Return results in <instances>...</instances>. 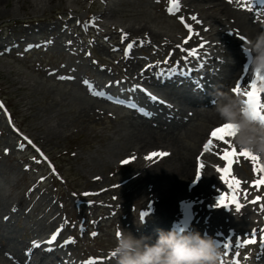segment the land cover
<instances>
[{
    "label": "rangeland",
    "instance_id": "374dc122",
    "mask_svg": "<svg viewBox=\"0 0 264 264\" xmlns=\"http://www.w3.org/2000/svg\"><path fill=\"white\" fill-rule=\"evenodd\" d=\"M105 1L78 0L76 1L78 6L69 13L62 0H52L48 6L37 10L31 8L32 0H18L15 6L14 0H0V105L3 106L0 107V162L5 165L3 168L6 170L0 172V192L3 194L5 187L9 186L10 190L7 194L21 197L20 202H17L18 206L27 203L31 212L37 216L45 215L46 218L56 214L64 225L60 236L71 237L74 240V243L65 246L69 249V253L77 254L81 259L96 256L93 258L95 264H106L104 259L111 256V249L116 243V233L120 229L130 232V224L143 223H138L142 220L141 213L154 199V192L150 193L144 186L150 180L148 173L143 175L139 173V166L133 161L129 164L121 163L125 160L121 153L124 145L120 152L112 154V162H107L105 159L104 163L100 161L108 152L105 148L112 140L119 139V135L123 133L128 135L129 132L126 131L134 129L131 123H134L135 119H143V114L136 116L137 111L132 109L133 103L129 105L105 100L106 98L100 93L115 90L127 100L135 101V95H139L145 101L142 92H137L138 86L143 87V81L134 83L135 89L131 86L121 87L118 90L113 88V85L120 84L127 78H134L136 75L132 72V67L127 65V58L123 53L128 39L132 44L131 50L139 54L135 70L138 66L146 68L145 66L148 65L144 57L147 45L143 44L142 39L136 43L137 35L144 34L146 28L136 30L137 35L133 30L121 32L117 30V24L105 23L102 19L94 17L104 9ZM147 1L133 0L130 6L120 4L111 17L122 21H127L129 17V20L138 26L133 19L136 18L140 22L145 12L157 20L162 19L164 25L168 22L175 23L183 35L188 33L184 23H187L185 20L190 16L189 14L182 16L181 13L176 15L177 12L170 14L167 11L170 0H149L151 2L146 3ZM150 6L152 11L149 10ZM138 12L139 15L125 16ZM75 13L77 15L74 16ZM58 16L63 18L65 24L58 40L66 43H57L54 47L38 43L48 36L49 32L58 33L56 29L60 26L58 24H61ZM180 16L186 18L184 23H181ZM163 19L167 21L163 22ZM187 24L191 25V23ZM70 34L74 35V40H71ZM124 34L128 35L122 38ZM176 40L180 41L179 38ZM78 43L82 45V51L79 55H71L68 50L73 49ZM165 54L166 52L162 56L155 55L156 60L165 61L166 57H163ZM76 69L81 72V78H73ZM101 70H104L102 74ZM90 77H96L104 86L99 88V93H94L92 87L95 86L90 83ZM86 81L91 85H86ZM157 86L162 94L174 96L176 86L172 83ZM177 95L180 97V94ZM178 96L176 99L180 100ZM83 103L86 104L85 110H81L80 116L77 117L78 106ZM99 109L105 112L98 117L93 112ZM131 114H135V117ZM202 120L203 118L197 117L190 123L195 126L204 122ZM8 122H11L16 132L9 130ZM212 125L214 123H206L203 135H206ZM114 134L117 136L116 139ZM183 139L186 143H192L190 139ZM226 139L239 151L240 148L233 143L232 137ZM217 142L219 150L228 147L222 141ZM201 146L203 147L202 144ZM217 149L210 151L221 161L215 166L222 167L224 161L219 158ZM114 159L118 162H114ZM199 160L213 164L207 159ZM235 160L232 171L237 172L240 166V176L243 174L249 180L245 185L241 183L240 193L248 191L243 188L251 184L249 198L261 197L257 205L249 203V198L244 202L239 200L244 207L247 206L245 210L250 211V215L252 209L257 211L256 222L253 225L244 222L245 216L242 214L244 211L241 210L235 215L222 213L221 216L218 215L219 217L213 219V222L207 224L205 221L212 219L213 216H208L205 212L201 214L197 212L196 219L188 225V231H198L201 235L211 236L222 243L227 241L223 237L224 234H233L232 241L233 238L240 239L238 236L242 235L240 240L243 241L247 238L243 237L244 235H250L251 228L257 229V235L260 234L259 229H264V211L261 210V205H264V185L259 189L252 186V181L258 178L260 173H253L250 160L241 156L236 157ZM89 163H92L95 174L99 175V182L91 181V174L86 171ZM209 170V167H203L206 174L217 171L214 167ZM214 179L217 181L219 178L214 177ZM182 181L188 186L193 184L188 177H183ZM193 188L198 191L201 189L200 185ZM198 191L193 192L195 195H188L197 198L200 196ZM217 192L218 190H214L215 194L209 197L218 196ZM43 198L46 201L41 202ZM250 205H255L256 208ZM7 206L8 204L4 208L0 206V213L7 210ZM148 218L162 220L155 211L143 216V219ZM16 223L22 225L23 219L19 217ZM50 227L49 223L41 234ZM160 230L168 231L166 228ZM93 232L96 233L95 236L91 235ZM219 233L220 236L217 235ZM16 235L12 232L7 233L4 228L0 230V242L4 243V254L0 252V264H13L14 261L6 256L5 252L18 255L21 253L19 249L25 248H22L19 240L22 238L24 241L31 240L30 233H27L26 229L18 232L17 238ZM157 235L158 232L151 239H155ZM6 236L10 238L6 240ZM256 241L255 244L244 247L235 246L229 254L235 253L241 264H264V250L260 248V241ZM65 247L62 250L63 255L68 253ZM57 253L58 250L53 248V252L49 253L47 258H52L57 263L59 260L55 257ZM230 258L228 255L225 257L228 261H231ZM64 263L68 264V262Z\"/></svg>",
    "mask_w": 264,
    "mask_h": 264
},
{
    "label": "bare ground",
    "instance_id": "6f19581e",
    "mask_svg": "<svg viewBox=\"0 0 264 264\" xmlns=\"http://www.w3.org/2000/svg\"><path fill=\"white\" fill-rule=\"evenodd\" d=\"M62 1L65 2L66 9L69 13L78 6L76 3L78 0ZM141 1L144 2V0ZM17 2L18 0H14V6ZM32 2L33 7L31 8L37 10L48 6L52 0H32ZM150 2L151 1L148 0L146 3ZM132 3L133 0H106L104 2V9L94 16L102 19L105 23L113 22L117 24V30L121 32L133 30L137 35L136 30L143 27L146 28L144 34L139 33L137 35L138 39H136V43L142 39L143 44L147 45L146 56H143L146 57V61L148 62L146 63L148 64L145 66L146 68L138 66V69L135 70V63L138 62L139 54L131 49L128 50L127 54L125 53V49L130 44L128 39L123 53L127 58V65L132 67V72L136 75L134 78H127L120 84L113 85V88L118 90L121 87L126 88L131 86L132 89H135L136 86L134 83L143 81V89L141 86H138L137 92H142L145 101L140 98L139 95H135V101L131 100V103H133L132 109L137 111L136 116L143 114V119L139 118L140 120H138L134 118V123L131 121V124L134 125V129H128V131H126L129 132L128 135L123 133V135H119V139H116L117 136L114 134L115 137H113L116 140H112L110 145L105 148V151L108 149V152L106 155H103L105 157L101 158L100 161L101 163L106 161L112 162V154L120 152L124 145L121 152L124 158L128 159L135 157V159L131 161L139 166L138 172L142 173V175L148 173L147 176L150 180H148L144 186L150 193L154 192V199L147 208L144 207L142 212L145 216L155 211V213H158L162 217V220L158 221L150 218L142 219L141 221L143 223L138 225L130 224V233L135 237H149V242L151 243L156 239L152 240L151 237L157 234L160 228L188 231V225L196 219L197 212L199 214L205 212L208 216H213L212 219L205 221L207 224L213 222V219L221 216L222 213L236 214L235 207L225 208L223 206H213L217 196L211 198L209 195L215 194L213 193L214 190H218L217 193L220 191H227V186L221 181L219 172L210 171L213 167L217 168L215 164L221 161H219L218 157L214 156L213 152H204L201 144L204 145L209 138V131L206 135H203L204 127L207 122L214 123V125H212L213 128L223 123L212 107V93L215 91H230L233 95L240 96L242 100H245L246 96L237 95L232 92V88L236 86L238 80L240 81L242 93L251 90L249 85L251 83L250 78L252 76V70L249 68L250 64L242 48L246 45L247 41L254 40L259 33L264 32V0H256V3L253 2V0H231V3L229 0H179V10L175 11L177 12L176 15H179V13H181V16L183 14H189L190 16L186 17L187 20H185V17H183V19L185 22L191 23V28L194 29L191 32L188 31V33H185L186 36L183 35L182 31L179 32L178 26H176L175 23L168 22L169 24L165 23L166 25H164L162 24V19L158 18L157 20V18L145 12L140 22L136 18L133 19L138 26L134 25V23L129 20V17L127 21H122L121 19L115 20L111 17V14L118 10L120 4L130 6ZM156 4H158V2ZM149 10L152 11V6H150ZM139 14V12L137 14L129 13L125 16ZM73 15L75 16L77 13ZM193 16L197 17L199 23L191 19ZM58 19L59 22H61V24H58V26L60 25L59 28L56 27L58 33L49 32L48 36L42 38L38 43H44L51 47H54L57 43H66L58 40L59 34L63 33V26H65L63 18L58 16ZM164 21L166 22L167 20L163 19V22ZM70 35L71 40H74V35ZM65 36L67 35L65 34ZM241 36L245 38L243 41L240 39ZM178 38L180 41L176 40ZM185 39H188L187 44L184 43ZM69 43L70 42H68V44ZM201 44H204L203 48L200 47ZM177 45L180 47H177ZM167 49L168 51H166ZM190 49H196L198 55L195 57L188 56L187 50ZM68 51L71 55H79L82 51V45L78 43L73 49H69ZM165 52L166 54L163 57H166V62L156 60L155 55L162 56ZM248 55L250 56L251 53L249 52ZM245 65H247V70H245ZM102 72H104V70H101L100 73L102 74ZM74 74L73 78H81V72H79V70ZM90 83L92 86H95V88L92 87L94 93H99V88L104 87L96 77H90ZM171 83L176 86L174 96L162 94L157 86L159 84L169 85ZM260 83V81H257V87L260 86ZM91 84L86 83V85ZM106 88L110 89L109 87ZM100 93L110 101H114L110 97L117 98L118 100L116 101L125 99L123 98L124 95L122 97V95L117 94L115 90L111 92L101 91ZM177 93L180 94V97ZM153 96L157 99L153 100L151 98ZM177 96L180 100L176 99ZM260 99L261 103H264V92L260 94ZM85 105L86 104L83 103L78 106L77 117L80 116L81 110H85ZM88 112L90 111L88 110ZM104 112L105 110L99 109L97 112H93V114L99 117ZM126 116L123 117L126 118ZM131 116L135 117V114H131ZM197 117L203 118L202 121L204 122L195 126H193V124L191 125L190 122ZM180 128L182 131H180ZM116 129L120 131V129ZM183 138L190 139L192 143H186ZM216 142V140L213 141L211 150H216L218 148L216 145L218 142ZM154 151H164L169 153V155L155 160H146L145 157L147 154ZM194 154L195 158H193ZM197 157L199 159H207L213 163L211 164L210 162L199 160V163H202L207 168L209 167L211 173L206 174L202 168L200 178L196 180L195 183L188 186L182 179L183 177H188L193 181L198 164ZM259 158V162L264 164V159L260 156ZM104 159L106 161H104ZM116 161L117 159H114V162ZM14 166L15 165H13V168ZM3 167H5V165L0 162V172L6 171ZM239 170H241L240 166ZM239 170L237 172L232 171V173L238 175L236 177L239 180L241 179L242 185L249 183L247 177L245 178L243 174H241L242 177L240 176ZM86 171L91 174L90 179L92 182L100 180L99 175L95 174L92 163L88 164ZM214 177L219 178L217 180L218 182ZM213 183L214 185H212ZM197 185L201 187L199 191L193 188ZM243 189H248V191H246V197L245 192L241 191L242 193L239 194V200L241 202L249 198L251 184ZM4 190L5 192L3 194L0 192V206L3 208L6 204H8V206L7 210L0 213V230L4 228L7 233H16L17 238L18 232H22L26 229V232L30 233L29 237L31 238V240L28 241H24L23 238L19 240L22 248L25 247L29 250L26 253H18V255L14 257L15 261L13 264H38L40 262H43V264H65L64 262H68V264H84V262L88 261L90 258L93 259L96 257L92 256L81 259L79 255L69 253V249L65 247L67 244H64V241L69 237L60 236L61 231L63 232L64 230V225L56 214H52L48 218H46L45 215L37 216L28 209L27 203H24V198H22L24 204H20V206L17 205L21 197L11 195L10 193L7 194V191L10 190L9 186H6ZM195 191H198V193L200 192V196L193 198L188 195H195V193H193ZM252 197L253 196L249 198L250 201L257 196L253 199ZM45 198H43L41 202L46 201ZM110 205L114 206V204ZM255 205H250V207L256 208ZM246 207L242 208L244 211L242 214L245 216L243 221L253 225L256 222L257 211L250 208L252 209V215H250V211L245 210ZM19 217L23 219L22 225H17L16 223ZM49 223L51 229L49 228L46 234H44V232L39 235L43 232V228L49 225ZM62 225L63 227L61 228ZM58 228H61V231L57 239L53 242L54 245H50L58 250L55 257L59 260L55 263L52 258H47L48 254L53 252V248L49 247L46 241ZM217 235L220 236L221 234L219 233ZM229 235L232 236L233 234ZM260 235L261 233L259 235L256 234V240L260 241ZM243 237L250 238V235H244ZM9 238L10 236H6V240ZM238 238L242 239V235L238 236ZM235 240L236 238H233L232 247L229 249H224L221 242H216L224 257H222L220 264H235V261H238L235 253L230 258L231 261L225 259L227 256L225 253L235 249ZM33 241L39 242L40 246L33 247ZM3 245L4 243L0 242V252L2 251V254H4ZM41 245L45 246L42 248ZM221 245L222 247H220ZM64 247L67 249V255H63L62 250ZM35 248H38L40 253L34 252L36 251ZM20 251H22V249H19V252ZM104 262H106V264H115L112 255L105 257ZM239 264L241 263L239 262Z\"/></svg>",
    "mask_w": 264,
    "mask_h": 264
},
{
    "label": "clouds",
    "instance_id": "9594fccd",
    "mask_svg": "<svg viewBox=\"0 0 264 264\" xmlns=\"http://www.w3.org/2000/svg\"><path fill=\"white\" fill-rule=\"evenodd\" d=\"M242 50L253 72L264 70V32L247 41ZM212 96V107L220 121L237 126L233 143L264 159V123L252 118L240 96L230 91H215ZM118 233L111 249L115 264H220L223 256L211 236L201 235L195 230H158L155 241L151 243L149 237H135L124 229Z\"/></svg>",
    "mask_w": 264,
    "mask_h": 264
},
{
    "label": "snow or ice",
    "instance_id": "6c2138e0",
    "mask_svg": "<svg viewBox=\"0 0 264 264\" xmlns=\"http://www.w3.org/2000/svg\"><path fill=\"white\" fill-rule=\"evenodd\" d=\"M231 3V0H229ZM253 2L256 3V0H253ZM179 10V0H171L170 6L167 8V11L172 14L175 11ZM192 20H196L197 23L199 21L197 20V17L193 16L191 17ZM181 23H184L183 17H180ZM184 27L188 29L189 32L192 31L191 25L184 23ZM127 34H124L122 38H125ZM240 39L243 41L245 38L243 36L240 37ZM185 44L188 43V39H185ZM206 43V42H205ZM177 47H180L177 45ZM201 48L204 47V44L200 45ZM132 48V44H129L127 48L125 49V53L127 54L128 50ZM188 51V56L195 57L198 55L196 49H190ZM166 62V61H165ZM245 70H247V65H245ZM257 81H260V86L257 87ZM87 83V81L85 82ZM250 91L241 92V85L240 81L238 80L236 83V86L232 88V92L236 93L237 95H244L246 96V99L243 100V103L248 107L250 110V114L253 119H258L262 123H264V103H261L260 94L264 92V70L257 69L255 71L254 79L251 80V83L249 85ZM153 100L157 99L156 97H151ZM0 107H3L0 105ZM237 132V126L233 123L227 122L222 123L220 126L215 127L211 130L209 134L208 140L203 145V151L207 152L210 151L213 147V141H222L225 145L228 147L219 150V158L224 161V164L222 167L217 166L216 170L220 173V179L223 181V183L227 186V191H220L218 196L216 197L214 207H232L235 206V212L239 214L244 207L243 204L239 202V194H240V186L241 181L234 175H232V167L233 164L236 162L235 158L238 156L244 157L252 162V169L253 173H260L258 179L252 181V186L259 189L262 185H264V164H261L259 162V156L250 152L247 149H237L230 143L226 137H233L236 135ZM27 139V138H25ZM31 143V141H28ZM169 153L164 151H154L151 153H148L145 157L146 160H155L157 158H163L167 157ZM203 155V153H202ZM135 157H131L125 160H122V164H129L131 160H134ZM204 167L202 163H199L198 158V164L195 170V178L193 179V183H195L196 180H198L201 176V169ZM85 195H88V193H85ZM247 196V193L245 192V197ZM261 200V197L257 196L252 201H249V203L256 204ZM261 210L264 211V205H261ZM144 213H141V219H143ZM63 225L61 226V228ZM61 228H58L56 232H54L50 238L46 241L47 244L51 245L56 239L61 231ZM261 235H260V248L264 250V229H259ZM256 233L257 229H252L250 238H246L243 241L240 239H236L235 246L236 247H244L249 244H255L256 241ZM117 234H119L117 232ZM91 235L95 236L96 233L93 232ZM232 237H227V242L223 244L224 249H229L232 247ZM68 243H74V240L69 237L67 240L64 241V244ZM40 243L37 241H33V247H39ZM112 255V254H111ZM227 255V252L225 253ZM84 264H95V261L93 259H89L88 261H85ZM235 264H239L238 261H235Z\"/></svg>",
    "mask_w": 264,
    "mask_h": 264
}]
</instances>
